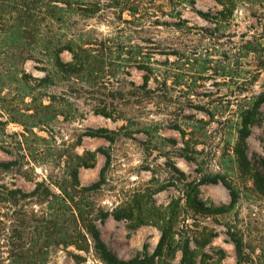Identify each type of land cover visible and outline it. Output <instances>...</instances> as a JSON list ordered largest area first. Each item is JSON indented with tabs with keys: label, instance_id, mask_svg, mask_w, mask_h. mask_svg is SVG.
I'll return each mask as SVG.
<instances>
[{
	"label": "rangeland",
	"instance_id": "rangeland-1",
	"mask_svg": "<svg viewBox=\"0 0 264 264\" xmlns=\"http://www.w3.org/2000/svg\"><path fill=\"white\" fill-rule=\"evenodd\" d=\"M83 1L67 31L82 33L88 66L29 61L28 87L0 84V162H16L0 183L41 185L28 209L54 232L47 264H104L84 230L87 249L71 245L80 212L121 259L151 255L161 231L145 211L166 209L175 240L154 264H182L185 243L196 264H264V0H233V14L215 0ZM258 101L242 142V115ZM125 210L133 217L117 221Z\"/></svg>",
	"mask_w": 264,
	"mask_h": 264
},
{
	"label": "trees",
	"instance_id": "trees-1",
	"mask_svg": "<svg viewBox=\"0 0 264 264\" xmlns=\"http://www.w3.org/2000/svg\"><path fill=\"white\" fill-rule=\"evenodd\" d=\"M215 1L224 8L223 13L233 14V0ZM85 8L83 0H0V50L3 51L2 54L5 57L3 68L6 73L0 83L1 87L11 83L28 87L31 80L28 79L25 65L29 61L37 64H54L68 74L82 72L88 66L91 57L85 48L82 33H69L67 29L72 23L71 15L85 13L87 12ZM91 13L94 14L95 11ZM199 14L205 19L210 18L207 13L200 12ZM65 51L72 55V61L69 63H63L61 59ZM42 70L47 72L45 68ZM30 79L37 81L31 77ZM48 80L47 76L39 82L45 83ZM259 106L260 101L242 115L240 131L242 142L246 141L251 134V129L257 124ZM96 134L93 136H97ZM237 154L242 167L246 169L248 160L245 152L239 149ZM15 165L16 162H0V171L8 172ZM77 175L78 172H75V179ZM204 182L215 183L216 180L205 179ZM256 182L258 190L264 195V179L257 176ZM40 186L38 185L33 192H26L15 184L0 183V264L48 263L50 257L48 247L51 244L49 239L54 232L50 230L47 217L36 218L34 211L28 209L34 203L33 198L38 195ZM98 186H100L99 183L82 190L89 192ZM49 194L48 189H45L39 197L47 199ZM196 205L199 206L198 203ZM200 210L205 213L213 212V209L207 208H200ZM220 210L222 209H216V211ZM145 213L147 220L149 218L151 223L161 231L159 242L151 255L145 253L143 258L132 261L121 259L109 249L99 228L86 221L81 212L77 215L78 220L76 219V222H81L77 226L78 230L72 231L76 237H70V241H74L71 245L80 251L86 250L89 241L86 234H88L100 261L104 264H154L155 259L164 254L165 249L173 248L176 221L168 209L163 212L146 210ZM139 214H144V209L139 210ZM140 216L139 220L142 224L147 222L142 219V215ZM114 217L117 221H121L133 217V211L117 212ZM82 224L83 227L80 230ZM66 242L64 243L68 244ZM234 242L237 253H241L240 242L236 238ZM64 243L59 241L52 244L59 246ZM179 250L183 255L182 264H196V254L189 244H183ZM74 258L79 259L80 257L75 255Z\"/></svg>",
	"mask_w": 264,
	"mask_h": 264
}]
</instances>
